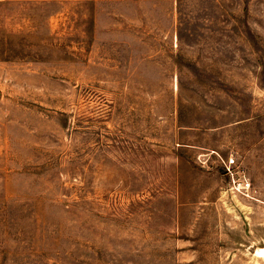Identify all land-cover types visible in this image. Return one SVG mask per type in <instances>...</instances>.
I'll use <instances>...</instances> for the list:
<instances>
[{
  "label": "rangeland",
  "instance_id": "obj_1",
  "mask_svg": "<svg viewBox=\"0 0 264 264\" xmlns=\"http://www.w3.org/2000/svg\"><path fill=\"white\" fill-rule=\"evenodd\" d=\"M262 248L264 0H0V264Z\"/></svg>",
  "mask_w": 264,
  "mask_h": 264
},
{
  "label": "built area",
  "instance_id": "obj_2",
  "mask_svg": "<svg viewBox=\"0 0 264 264\" xmlns=\"http://www.w3.org/2000/svg\"><path fill=\"white\" fill-rule=\"evenodd\" d=\"M230 163H233V161H231ZM231 165L227 166V169L229 170L230 173H232V169H231ZM240 186V188L242 189H248L250 187V182H245L244 180H236L234 179V187Z\"/></svg>",
  "mask_w": 264,
  "mask_h": 264
},
{
  "label": "bare ground",
  "instance_id": "obj_3",
  "mask_svg": "<svg viewBox=\"0 0 264 264\" xmlns=\"http://www.w3.org/2000/svg\"><path fill=\"white\" fill-rule=\"evenodd\" d=\"M257 254L264 258V248H262L259 251H257Z\"/></svg>",
  "mask_w": 264,
  "mask_h": 264
}]
</instances>
